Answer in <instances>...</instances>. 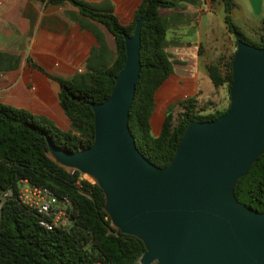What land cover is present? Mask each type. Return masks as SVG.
<instances>
[{
	"label": "trees",
	"instance_id": "16d2710c",
	"mask_svg": "<svg viewBox=\"0 0 264 264\" xmlns=\"http://www.w3.org/2000/svg\"><path fill=\"white\" fill-rule=\"evenodd\" d=\"M61 5L68 2L84 17L99 22L113 35L116 56L104 68L62 78L38 68L57 85L58 115L37 107H18L0 102V190L16 188L20 179L49 188L71 202L67 229H47L39 224L40 215L22 204L16 193L0 206V264H137L145 252L143 242L115 228L104 210V194L94 182L76 169L56 162L48 151L55 147L73 152L89 147L94 139L91 103L105 100L112 91L114 78L125 62L124 34L132 35L135 22L146 15L140 34L141 69L129 112V129L141 154L153 164L164 167L174 156L176 146L190 120H212L227 107L199 114L193 99L179 101L174 108L159 111V90L172 75V63L166 53L168 18L161 8H171L175 0H141L131 21L123 24L112 11L93 8L81 0H41ZM223 5V22L230 35L258 47H264L262 31L251 39L231 19L233 0H211ZM234 41L236 47V41ZM206 64L214 88L231 83V61ZM179 107L175 115L173 111ZM204 105L201 109H206ZM236 198L248 207L264 211V152L234 186Z\"/></svg>",
	"mask_w": 264,
	"mask_h": 264
},
{
	"label": "water",
	"instance_id": "95a60500",
	"mask_svg": "<svg viewBox=\"0 0 264 264\" xmlns=\"http://www.w3.org/2000/svg\"><path fill=\"white\" fill-rule=\"evenodd\" d=\"M145 17L123 35L125 62L111 93L91 103L92 144L69 152L48 141V151L101 188L111 224L144 244L137 264H264V211L234 194L264 152V47L232 35L227 111L190 120L173 158L159 167L141 154L128 125Z\"/></svg>",
	"mask_w": 264,
	"mask_h": 264
},
{
	"label": "crops",
	"instance_id": "0c3cea01",
	"mask_svg": "<svg viewBox=\"0 0 264 264\" xmlns=\"http://www.w3.org/2000/svg\"><path fill=\"white\" fill-rule=\"evenodd\" d=\"M81 1L98 10L112 11L123 24H128L141 0ZM233 1L236 7L231 15L237 14L242 18L238 20L244 24L247 32L259 29L264 17V0ZM203 3L205 8L202 7ZM209 10V0H188L185 7L177 8L175 1L173 7L161 8L159 13L165 18L174 16L175 19L186 14L194 18L198 13ZM240 24L236 23L247 34ZM175 26L180 28L182 23H175ZM212 31L213 28L208 26L204 35L205 44L206 39H211ZM202 47L201 44L198 46L197 55H200ZM168 49L166 44L165 50L171 60ZM107 56L112 58L111 64L116 56L113 35L99 22L81 15L72 4L65 2L54 5L41 0H0V102L24 108L35 106L42 112L60 118L55 107L56 83L38 68L31 66L27 59L30 58L46 72L66 79L73 77L77 69L83 73L89 71V68L98 69L90 59ZM171 63L173 69L172 60ZM195 64L197 67V62ZM196 69L192 72L198 78ZM174 79L172 71L171 77L159 90L158 108L161 112H164L162 106L169 103L164 88H169L173 82V85H180Z\"/></svg>",
	"mask_w": 264,
	"mask_h": 264
},
{
	"label": "rangeland",
	"instance_id": "374dc122",
	"mask_svg": "<svg viewBox=\"0 0 264 264\" xmlns=\"http://www.w3.org/2000/svg\"><path fill=\"white\" fill-rule=\"evenodd\" d=\"M175 1L177 8H181L186 6L188 0ZM202 7L205 8L204 3ZM209 9L210 12L198 13L194 18L187 14L175 17V19L174 16L167 17L168 32L166 36L168 42L166 44L170 48L168 49V53L173 62L175 83L179 82L180 85H173V82L169 88H164V92L168 93L169 96L168 105L162 106L164 110L174 108L179 101L193 99V102L196 104L194 110L196 109L199 114L204 115L222 110L229 103L227 85L214 88L204 64L208 62L226 64L235 51V44L233 39H231V35H228L225 29L222 4L219 6V2H213L211 5V1L209 0ZM239 17L237 14L235 16L231 15L232 21L235 24L241 23L240 25L246 31L244 24L239 21L242 18ZM175 23H182V26L180 28L173 27ZM260 23L262 25V21ZM208 26L212 27L213 31L210 33L211 39H206L205 44L204 35ZM257 31L258 34L256 33ZM261 31L262 27L259 29L255 28V32L249 33L246 31V33L251 39H257ZM200 44L203 47L200 50V55H197L196 50ZM111 59L110 56L104 58L93 57L90 59V62H92L93 66L104 68L111 62ZM195 68H197L198 78L192 72ZM206 104L208 107L202 110L201 108ZM179 110L180 108L177 107L173 113L176 115ZM84 178L93 182L86 174H84Z\"/></svg>",
	"mask_w": 264,
	"mask_h": 264
},
{
	"label": "built area",
	"instance_id": "2783aa9c",
	"mask_svg": "<svg viewBox=\"0 0 264 264\" xmlns=\"http://www.w3.org/2000/svg\"><path fill=\"white\" fill-rule=\"evenodd\" d=\"M77 72L82 73L83 71L77 69ZM14 193L22 204L40 215V225L47 229L55 227L67 229L69 227L71 202L67 197L59 198L45 186L32 184L27 179H20L15 189L0 190V206Z\"/></svg>",
	"mask_w": 264,
	"mask_h": 264
}]
</instances>
